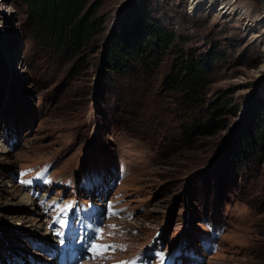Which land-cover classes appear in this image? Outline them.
Segmentation results:
<instances>
[{
	"label": "rangeland",
	"instance_id": "374dc122",
	"mask_svg": "<svg viewBox=\"0 0 264 264\" xmlns=\"http://www.w3.org/2000/svg\"><path fill=\"white\" fill-rule=\"evenodd\" d=\"M225 1L244 14L100 0L98 45L139 13L174 35L150 74L107 86L99 52L75 68L50 59L26 6L0 0V264H264V160L221 151L246 103L264 99V3ZM181 52L208 61L207 97L227 100L213 132L185 134L193 121L165 88Z\"/></svg>",
	"mask_w": 264,
	"mask_h": 264
},
{
	"label": "trees",
	"instance_id": "16d2710c",
	"mask_svg": "<svg viewBox=\"0 0 264 264\" xmlns=\"http://www.w3.org/2000/svg\"><path fill=\"white\" fill-rule=\"evenodd\" d=\"M26 6L25 26L50 59L79 66L99 52L102 79L107 86L130 76H147L158 66L163 51L174 40L172 31L143 14L119 18L105 42L97 36L104 29L100 0H20ZM101 47V48H100ZM211 68L208 61L179 53L165 78V88L183 112L185 134L219 129L230 112L224 94L207 97ZM122 84V83H121ZM110 88V87H109ZM222 159L233 165L264 160V99L251 98L241 117L230 127L222 146Z\"/></svg>",
	"mask_w": 264,
	"mask_h": 264
},
{
	"label": "bare ground",
	"instance_id": "6f19581e",
	"mask_svg": "<svg viewBox=\"0 0 264 264\" xmlns=\"http://www.w3.org/2000/svg\"><path fill=\"white\" fill-rule=\"evenodd\" d=\"M264 3V0H260ZM190 6L192 9L200 10H212L213 12H216L219 16H229L232 13L237 14V9L234 5L227 3L225 0H190ZM238 14L243 15L244 12L240 13V10ZM245 20H247L245 16ZM260 23V22H259ZM251 25V24H250ZM87 255V254H82ZM89 256V255H88Z\"/></svg>",
	"mask_w": 264,
	"mask_h": 264
},
{
	"label": "snow or ice",
	"instance_id": "6c2138e0",
	"mask_svg": "<svg viewBox=\"0 0 264 264\" xmlns=\"http://www.w3.org/2000/svg\"><path fill=\"white\" fill-rule=\"evenodd\" d=\"M29 183H30V181H29ZM61 223H63V221H61ZM61 242H63V241H61ZM97 247H100V246H98V245H93V248H97ZM103 247H107V246H103Z\"/></svg>",
	"mask_w": 264,
	"mask_h": 264
}]
</instances>
